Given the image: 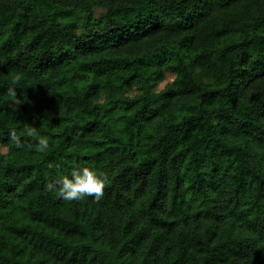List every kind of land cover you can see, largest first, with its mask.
Returning a JSON list of instances; mask_svg holds the SVG:
<instances>
[{"label": "trees", "instance_id": "16d2710c", "mask_svg": "<svg viewBox=\"0 0 264 264\" xmlns=\"http://www.w3.org/2000/svg\"><path fill=\"white\" fill-rule=\"evenodd\" d=\"M0 264H264V0H0Z\"/></svg>", "mask_w": 264, "mask_h": 264}, {"label": "clouds", "instance_id": "9594fccd", "mask_svg": "<svg viewBox=\"0 0 264 264\" xmlns=\"http://www.w3.org/2000/svg\"><path fill=\"white\" fill-rule=\"evenodd\" d=\"M21 77L16 75L13 77L12 86L8 89V95L13 99V102L20 104V99L17 96V88L15 87L20 83ZM26 138H31L36 141L35 151L43 153L49 147V140L45 136H40L34 127H28L24 129L22 133ZM10 141L15 143L17 147H25L21 143V136L17 135L15 130L10 132ZM27 148L31 150L32 144H28ZM69 176H62L56 180L49 181L46 184V190L49 192H55L56 195L65 201H80L85 197H94L99 201L103 198L104 189L108 183V177L106 174L97 173L96 170L78 166H74Z\"/></svg>", "mask_w": 264, "mask_h": 264}, {"label": "rangeland", "instance_id": "374dc122", "mask_svg": "<svg viewBox=\"0 0 264 264\" xmlns=\"http://www.w3.org/2000/svg\"><path fill=\"white\" fill-rule=\"evenodd\" d=\"M167 79H170V77H168Z\"/></svg>", "mask_w": 264, "mask_h": 264}]
</instances>
